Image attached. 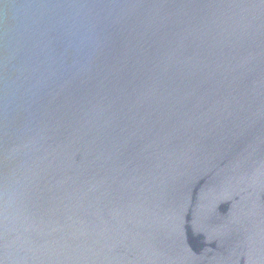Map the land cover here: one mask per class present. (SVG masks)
<instances>
[{"label":"water","instance_id":"95a60500","mask_svg":"<svg viewBox=\"0 0 264 264\" xmlns=\"http://www.w3.org/2000/svg\"><path fill=\"white\" fill-rule=\"evenodd\" d=\"M0 264H264V0H0Z\"/></svg>","mask_w":264,"mask_h":264}]
</instances>
